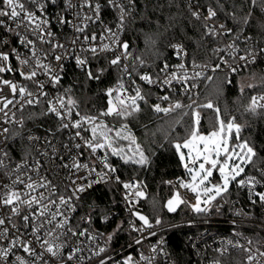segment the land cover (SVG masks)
Here are the masks:
<instances>
[{
    "label": "snow or ice",
    "instance_id": "1",
    "mask_svg": "<svg viewBox=\"0 0 264 264\" xmlns=\"http://www.w3.org/2000/svg\"><path fill=\"white\" fill-rule=\"evenodd\" d=\"M57 2L58 0H0V73L13 71L10 57L14 54L20 65L19 75L35 86L33 91L27 85L0 77L2 85L0 93L7 87L12 96V98L7 95L0 96V264H83L86 259L92 260L93 257L99 258L96 264H107V259L111 257L107 259L103 257L105 247H89L87 251L91 255L85 256L83 246L95 242L99 234H94L89 227L81 226V223L89 226L92 224L90 214L80 217L79 222H74V214L81 207L78 202L82 199V194L93 185L107 183L109 180L122 184L126 190L125 200L129 204L146 198L142 184L137 181H121L119 175H114L117 169L110 162L111 156L118 157L124 164L144 167L150 163L149 157L142 145L137 142L127 122L129 118L141 112V102L148 103V93L142 90L136 79L130 80V91L129 87L125 86L124 77L132 78L135 73L139 81L146 85L171 89L173 82L187 85L189 80L202 76L201 72L196 71L190 76L184 62L172 66L171 71L169 64L164 62L155 75L149 72L141 73V68L151 66L143 56H133L130 44L120 39L121 33L133 17L136 0H104V3H101V0H60V10L51 15L49 9L56 7ZM245 4L250 5L245 15L238 18L235 11L227 14L228 18L237 24L236 29L227 27L225 23H216L219 14L216 8L207 7L204 15L189 5L190 15L199 21L204 29L202 34L204 37L231 39V42L225 40L222 47L213 49L217 54H226L220 55V61L231 72H236L237 68L229 63V59L253 64L258 58L264 57V48L257 52L255 47H245L244 54H240L238 42L243 40L247 45L252 39L243 35V31L253 21V9H259L264 13V0H245ZM105 8L118 13L114 25L110 26L102 20ZM66 12L71 14V19L65 15ZM54 24L61 28L69 27L73 35L66 42H61L56 38ZM97 24L100 25L99 35L91 30ZM17 42L28 49L29 56L19 54L17 48L13 46ZM44 45H47V48L43 47ZM170 47L176 57L183 61L187 55L184 45L175 43L170 44ZM104 53H114L108 64L118 67L122 73L116 86L105 91L108 97L106 110L100 111L97 115H81L77 110L78 102L69 95L70 89L63 94L57 92L51 95L45 91L46 84L53 89L60 85L62 79L60 72L63 71L61 62L67 59H74L77 67L85 72L88 79L99 80L107 69L97 68L94 74L89 60L97 59ZM49 56L57 62V67L45 62ZM125 61H131V64ZM191 63L193 69L207 67L197 65L194 61ZM220 66L218 63L212 70L216 71ZM39 75H44L46 81L37 79ZM206 78L212 79L210 76ZM195 87V84L191 85V88ZM190 90L189 87L184 88V94L188 95L191 103L184 104L180 100L171 102L169 95H163L160 99L170 101L169 105L167 107H161L159 103L153 105L155 112H163L166 115L181 110V121L184 116L189 115L185 109L191 110V123L185 129L186 136L182 142H175L173 147L190 176V181L180 179L178 186L193 193L195 203L183 198L177 190L167 201L168 211L174 212L180 205H187L196 213H209L213 207L218 212L223 203L227 202V195L233 182L237 187L248 190L253 205L259 202L264 206V191L256 190L258 186L264 187V167L258 166L261 158L255 145L241 138L244 126L237 123L235 116L229 117L226 121L221 116L220 109L210 101L197 105L196 100L189 95ZM17 95L19 100L15 99ZM262 101L264 94L253 95L246 111L254 115L264 114ZM16 104L20 105L21 112L26 105H46L42 115H53L57 118V131L62 132L70 128L75 130L68 138L69 143L61 145L71 163L57 165V170L62 167L72 173L64 178L70 182V186L63 181L57 185L49 180L47 175H42L43 166L40 160L34 159V162L29 163L28 157L31 153H26L20 162L13 161L6 145L7 141L14 139L19 133L12 132L4 125L17 124L23 127L24 116L17 119L16 113L9 108V105L15 107ZM194 105L196 106L193 107ZM201 108L211 109L215 113V120L210 122L206 133L201 130L199 110ZM74 112L78 119L73 120ZM109 117L112 118L111 123L106 120ZM31 118L29 115L28 119ZM40 139L37 136L28 137L30 142ZM77 140L79 142H76ZM124 141L127 142L126 145L121 143ZM46 143L52 148V153L49 155L47 151H43L40 155L48 156L49 160L58 156L63 161V155L59 154L58 149L50 141ZM82 149H87L89 153L86 162L81 161L84 157ZM74 150L75 155H72ZM98 152L102 155H97ZM97 162L101 165L100 171H97ZM249 166L259 173V178L257 175H245V170ZM214 173L219 174L217 183L212 182ZM93 176L95 179H92ZM242 176L243 178L238 179ZM65 191L67 195L64 194ZM132 214L143 226L149 228L154 226L147 216L139 212ZM236 214L246 215L242 212ZM104 220L107 222L108 217L105 216ZM161 223L160 219L155 221L156 225ZM131 226L134 231H141L134 224ZM113 235H109L107 241L110 242ZM136 243L139 244L141 241L137 240ZM229 243L231 244V241ZM247 243L252 245L253 241L248 240ZM233 246L248 253L247 264H253V261L256 264H264V252L258 247L254 251L252 247L244 245ZM156 251L157 248L153 247L152 252ZM219 251L223 254L225 250ZM161 252L163 253V249ZM140 259L152 264L154 258L141 254ZM124 264H133V258L129 256Z\"/></svg>",
    "mask_w": 264,
    "mask_h": 264
},
{
    "label": "trees",
    "instance_id": "2",
    "mask_svg": "<svg viewBox=\"0 0 264 264\" xmlns=\"http://www.w3.org/2000/svg\"><path fill=\"white\" fill-rule=\"evenodd\" d=\"M195 3L204 9L209 6L216 8L219 13L217 19L225 21L228 27L233 29L237 28V24L229 19L227 14L235 11L239 18L245 15L250 7L245 4V0H195ZM136 5V14L130 18L126 26L123 41L130 44L133 56H143L151 66L142 68L143 71L156 74L164 62L174 61L175 56L170 50V44L176 42L182 43L188 50L191 62L203 65H216L221 62L220 56L213 51L216 39L202 35L204 29L200 22L190 15L186 0H136ZM243 34L250 35L254 40L264 41V13L259 9H253V21L244 28ZM111 58L112 55L104 53L101 57L92 59L91 69L94 74L97 68L107 69L99 80H90L84 71L72 67L66 71L58 90L61 94L68 89L71 90L69 95L78 102L77 110L80 113L97 115L100 111L106 110L108 97L105 91L122 76L118 67L108 64ZM210 77L211 80L204 79L198 94L192 96V99L196 100L197 105L212 102L220 109V114L226 121L229 117L235 116L237 123L244 126L241 138L255 145L261 158L258 166L264 167V114L254 115L246 111L254 94H264L262 61L236 74L223 70ZM147 93L149 96L152 92ZM189 102L191 103L187 97L183 103ZM45 107L43 104L25 106L23 112H20L19 117L24 116L25 123L23 127L14 129V132L19 133L9 146V151L14 156L19 157L24 150L28 153L31 151L23 138L25 132L35 130L49 135L57 133L58 121L52 115H42ZM141 109L139 114L129 118L127 122L137 142L142 145L145 154L149 157L150 163L141 167L124 164L118 157L110 156V160L116 164L119 174L124 179H138L145 187L148 197L139 209L152 224H155L157 219L166 222L188 216L189 210L186 205H180L174 212L168 211L166 205L172 198L173 191L166 182L179 176L186 177L173 145L177 141L182 142L186 136L185 129L191 123V110L185 109L189 115L184 116L181 121V110L167 115L157 113L152 109L150 102L143 104ZM199 110L201 130L206 133L210 122L215 120V113L211 109ZM29 115L31 119H28ZM106 120L112 122L111 117ZM121 143L127 144L126 141ZM245 173L258 172L249 166ZM217 177L218 174L215 173L214 178ZM78 203L81 205L80 215L90 214L94 223H97L102 213L120 208L119 191L113 184L102 186L84 195ZM185 236L184 230L174 232L170 236V250L177 264H185L196 259L185 242ZM237 256L238 253H232L220 257V260L223 264H231L235 262Z\"/></svg>",
    "mask_w": 264,
    "mask_h": 264
},
{
    "label": "built area",
    "instance_id": "3",
    "mask_svg": "<svg viewBox=\"0 0 264 264\" xmlns=\"http://www.w3.org/2000/svg\"><path fill=\"white\" fill-rule=\"evenodd\" d=\"M186 2L188 6L189 5L192 6L193 10L198 9L201 11L202 14L206 15L207 8L204 9L199 7L195 3V0H186ZM101 3H104V0H101ZM59 10H60V0H58L56 7L54 8L50 7L49 12L51 15H54ZM136 11H137V5L133 11V16L136 14ZM37 14L39 15V13ZM117 14L118 13H116L115 10L105 8L102 12V20L104 21V23L110 26L114 25L116 22L115 17ZM65 15L68 16V18L70 19L72 18L70 13L66 12ZM216 23L226 24L225 21H220L218 19H216ZM53 30L56 33V38L61 42H66L67 39L73 35V32L69 27L61 28L60 26L54 24ZM91 30L96 31L97 34L99 35L100 25L97 24L93 26ZM125 31L126 28L121 33L120 36V39L122 41ZM245 36H250V35H245ZM7 38L8 37H6V39ZM225 40L231 42V39L229 37L219 38L215 40L213 48L215 49L217 47H222ZM98 42L99 41H97V43ZM176 43H180V42H176ZM13 46L17 48V51L22 56L30 55L28 49L25 48L23 45H20L18 42L14 43ZM39 46L40 45H38V47ZM43 47L47 48V45H44ZM238 47L241 49L240 54H244L243 50L245 49V47H255V49L258 52L260 48H264V41L254 40L252 38L251 40L248 41V44L245 45V43H243V40H241L238 42ZM184 49L187 55L184 57V60L181 61L176 57V55L174 54V50L170 47V50L175 56V60L172 62H168L170 66L169 70L171 71L172 66H174L175 64L184 62L188 67L190 76L194 71H196L202 73L201 77H198L194 80H189L187 85L183 83L173 82L172 88L170 89L168 87L146 85L144 84V82L139 81L136 74L133 73L132 78L126 77V80H124L125 86L129 87V90L131 91L130 80L136 79V82L142 87V90L144 92L151 91L152 93L151 95L147 96V99L148 102H150L153 109V105L157 103H159L161 107H167L169 105L170 101H163L160 99V97H162L163 95H169L171 102H174L176 100H180L181 102H184L185 98L188 97V95L184 94L185 87H189L191 89L189 95L196 96L198 94L200 86L202 85L206 77L223 70H227L231 72L229 68L226 65L222 64L221 62L219 63L221 64L220 68L217 69L216 71L212 70L215 67V65H207V67H200L193 69L192 63L189 59V52L185 47ZM109 54L112 55L113 58L114 53H109ZM217 55L220 56L226 54L221 53ZM259 61H262L264 67V57L258 58L257 62ZM45 62H50L53 65V67H57V62L54 59H52L51 56H49L48 60ZM125 62L131 64V61H125ZM10 63L12 65L13 71L0 73V77H2L3 79L12 80L13 82L20 85H27L30 90L34 91L35 86L30 81H25L23 77L19 75L18 69L20 68V65L18 61L15 60L14 54L13 56L10 57ZM61 63L63 64V71L60 72L62 79L66 71L71 67L82 71L79 67H77L74 59H67L62 61ZM229 63L232 64L233 67L237 68L236 72H231L233 74L239 73L244 69H246L248 66L255 64V63L249 64L245 61H238L232 59H229ZM89 64L91 66L92 59L89 60ZM197 65L203 66V64H197ZM26 70L27 69H25V71ZM140 71L141 73L147 72V71H143L142 68L140 69ZM37 79L41 81H46V77L44 75H39ZM117 82L111 84L109 87H115ZM192 84H195L196 87L191 88ZM45 91H48L50 95L59 92L58 86L57 88L53 89L48 87L47 84L45 87ZM3 95H7L9 96V98H12L11 93L9 92L7 87H5L3 93H0V96ZM254 95H261V94L257 93ZM15 99L19 100V96L17 95ZM262 103H264V101H262ZM143 104L144 103L141 102V107ZM19 107H20L19 104H16L15 107L9 105V108L16 113L17 119L20 118L19 114L21 111H19ZM81 115L84 114L81 113ZM54 118L57 120L56 117ZM78 118L79 117H77L74 112L73 120ZM4 126L9 127L12 132H14V129L20 127L17 124H7ZM74 132L75 130L70 128L62 132L57 131L55 135H49L46 133H41L39 131L30 130L25 132L23 135L26 144L31 149L30 151L31 155L28 157L29 163L34 162V159L40 160L43 166L41 168V174L47 175L48 179L52 180L53 183L57 185H60L61 182L63 181L64 183L69 184L70 186V182L65 180L64 178L69 175H72V173L69 170L64 169L62 167H60L59 170H57V165H60L61 163H71L68 154L64 152V149L61 147V145L64 143H69L68 138L71 135H73ZM29 136H37L40 137L41 139L33 140L30 142L28 140ZM13 140L14 139H10L9 141H7L6 148L8 151H9L10 143ZM46 141H50L51 144L58 149L59 154L63 155V161H61L58 158V156L49 160L48 156L40 155V153L43 151H47L49 155H51L52 153V148L49 147ZM76 142L79 141L77 140ZM81 151L84 152V157L81 158V161L86 162V158L89 155L88 150L82 149ZM9 153L12 156L14 162H20L25 156V154L28 152L26 150L22 151L19 157L14 156L10 151ZM72 155H75V150L73 151ZM97 155H102V153L98 152ZM110 162L117 169L116 164L113 163L111 160ZM96 168L97 171L101 170V165L99 164V162H97ZM248 174L257 175L259 178V173H245V175ZM80 175H84V173H80ZM114 175H119L121 181L124 182H129V181L140 182L138 179H124L119 174L118 169ZM240 178H243V176ZM92 179H95V176H93ZM180 179L189 181L187 177L179 176L167 180L166 183L171 188L173 193L179 190L183 198L189 200L190 203H194L195 202L194 194L186 189L179 188L178 181ZM109 184H113L118 188L119 198H120V208L116 210H109L107 212L102 213L97 223H94L92 217V224L90 226L81 223L82 227H89V230L92 231L94 234H99L95 242L90 244H85L83 246L85 248V253H84L85 256L91 255V253L87 251L89 247L100 246L106 248V252L102 254L103 257L106 259L108 257H111V259H107V264H124V261L129 256L133 258V264H148V261H143L140 259L141 254H143L144 256L153 257L154 259L152 260V264H177V261L175 260V258L171 253L169 240L171 234L183 230L186 231L185 242L190 247V250L196 257L195 260L188 261L185 264H216V262H218V264H223V262L220 260V257H224L232 253H238L239 256H237L235 258V262L231 264H247L248 253H246L242 248L233 246L237 244L244 245L245 247H252L254 251L258 247L261 252H264V206H261L259 202L253 205L249 199L248 190L246 188L241 189L237 187L235 182H233L234 186L233 184L230 186L229 194L227 195V202L223 203V206L219 209L218 212L216 208L213 207L212 211L209 213H196L191 209V207L188 206V210H189L188 216H183L181 218H177L174 220L162 222L159 225L153 224L154 226L151 228L143 226L142 222L139 221V219L132 214L134 212H139L143 214L139 208L142 202H144L148 197V193L143 185H142V190L145 192L146 198H140L138 202L134 201L133 204H129L127 200H125L126 190L123 188L122 184L116 183L114 180H109L107 183L102 182L93 185L91 189H88L84 194H82V197L99 187L106 186ZM256 190L264 191V187L258 186ZM64 194L67 195L68 194L67 191H65ZM237 212L246 213V215H237L236 214ZM105 216L108 217L107 222H105L104 220ZM80 217H82V215H80L78 209L77 213L74 214V222H79ZM133 224L135 225L136 228H140L141 231H134L131 226ZM118 226L120 227L119 230L117 231ZM107 227L110 228L107 229ZM152 233H155V235H152ZM109 235H113V238L110 242L107 241V237ZM118 240H120L121 242L117 243ZM137 240L141 241V243L139 244L136 243ZM248 240H252L253 244L248 245L247 243ZM229 241H231V244L229 243ZM153 247L157 248V251L155 253L152 252ZM161 249H163V253L161 252ZM220 249L225 250L223 254L221 253V251H219ZM164 253H166L167 255H164ZM97 259L99 258L93 257L92 260L86 259L83 262V264H96ZM253 264H256V262L253 261Z\"/></svg>",
    "mask_w": 264,
    "mask_h": 264
},
{
    "label": "rangeland",
    "instance_id": "4",
    "mask_svg": "<svg viewBox=\"0 0 264 264\" xmlns=\"http://www.w3.org/2000/svg\"><path fill=\"white\" fill-rule=\"evenodd\" d=\"M184 151H186V150H184ZM185 170V173H186V177L188 178V180L190 181V176L188 175V173H187V171H186V169H184ZM246 171V170H245ZM215 174V173H214ZM218 174V173H217ZM240 178V177H239ZM212 182L213 183H217V182H219V174H218V177L217 178H214V175H213V177H212ZM173 195H174V193H173ZM173 195H172V197H173ZM195 203V202H194ZM203 206V205H202ZM178 209V208H177ZM176 209V210H177Z\"/></svg>",
    "mask_w": 264,
    "mask_h": 264
},
{
    "label": "water",
    "instance_id": "5",
    "mask_svg": "<svg viewBox=\"0 0 264 264\" xmlns=\"http://www.w3.org/2000/svg\"><path fill=\"white\" fill-rule=\"evenodd\" d=\"M141 214V213H140ZM143 215V214H142Z\"/></svg>",
    "mask_w": 264,
    "mask_h": 264
}]
</instances>
